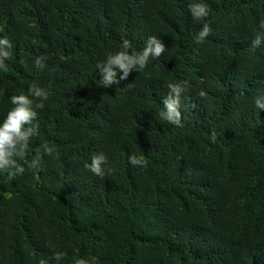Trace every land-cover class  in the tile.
Returning <instances> with one entry per match:
<instances>
[{"label":"trees","instance_id":"trees-1","mask_svg":"<svg viewBox=\"0 0 264 264\" xmlns=\"http://www.w3.org/2000/svg\"><path fill=\"white\" fill-rule=\"evenodd\" d=\"M192 3L208 17L194 20ZM261 19L264 0H0V38L12 44L0 122L12 95L48 93L24 173L0 171V264H264ZM150 36L165 52L104 88L97 64L125 39L139 53ZM185 81L175 126L163 99ZM100 153L103 178L86 167Z\"/></svg>","mask_w":264,"mask_h":264},{"label":"clouds","instance_id":"clouds-1","mask_svg":"<svg viewBox=\"0 0 264 264\" xmlns=\"http://www.w3.org/2000/svg\"><path fill=\"white\" fill-rule=\"evenodd\" d=\"M189 11L194 20L200 21L208 17L209 8L203 3H192L189 5ZM259 28L261 29L255 35L252 41V48H258L264 43V19L259 21ZM211 33L208 24H204L202 29L198 32L195 40L196 43H202ZM0 69L7 72L5 60L10 58L11 42L5 37L0 38ZM131 47L130 41L125 39L121 44V50L115 54L109 53L106 59L97 64L100 70L102 79L100 80L104 88H110L114 83H118L117 74L122 72L120 79H127L129 74L135 71H143L147 66L150 58H159L165 52V45L156 36H150L146 42L145 47L139 53L129 52ZM44 58L38 57L35 60V67L43 68ZM187 82L183 83H169L167 85L168 95L163 99L165 111L161 113L163 119L175 126H182L181 123V96L186 90ZM200 96H205L206 93L201 91ZM48 99V93L36 86L31 85L27 94L12 95L10 103L12 108L8 111L6 117L0 122V171L7 172L8 178L13 179L18 174L22 175L25 168L18 162L23 160L29 152L30 141L33 137L39 134V124L34 123L37 120V109H43L44 103ZM40 101V102H36ZM255 106L264 110V96L255 99ZM215 142L216 136L213 133L211 137ZM43 153L48 156L59 157L54 148L47 144L41 146ZM41 148L36 149L37 157L33 159L29 167L36 168L39 166V159ZM129 162L133 166H146L144 158L137 157L135 154L129 156ZM108 164L107 157L103 154L94 155L91 163L86 167L94 175L103 178L105 176V166ZM109 172L113 171L111 168ZM64 253L57 252L52 259L56 261L62 260ZM39 264H48V261L41 259ZM75 264H87L84 259H78Z\"/></svg>","mask_w":264,"mask_h":264}]
</instances>
